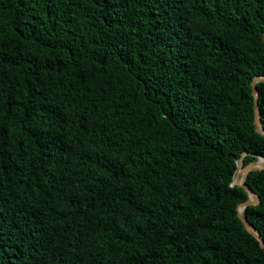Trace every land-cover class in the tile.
Segmentation results:
<instances>
[{
  "label": "trees",
  "instance_id": "obj_1",
  "mask_svg": "<svg viewBox=\"0 0 264 264\" xmlns=\"http://www.w3.org/2000/svg\"><path fill=\"white\" fill-rule=\"evenodd\" d=\"M263 35L264 0H0V264H264Z\"/></svg>",
  "mask_w": 264,
  "mask_h": 264
},
{
  "label": "water",
  "instance_id": "obj_2",
  "mask_svg": "<svg viewBox=\"0 0 264 264\" xmlns=\"http://www.w3.org/2000/svg\"><path fill=\"white\" fill-rule=\"evenodd\" d=\"M264 38V35H263ZM263 81L264 75H259L254 77L252 81L253 86V94L255 97V124L256 129L262 135H264V126L261 119L260 111H259V89L257 88V83ZM246 153H244L245 155ZM244 155L237 160V169L235 171L233 182L234 185L242 186L249 194V198L245 201L241 202L238 206V215L242 220L245 228L252 233L259 241L261 246L264 248V238L261 232L245 217L244 211L247 209L249 205H257L260 202L259 194L254 191L246 182L247 176L251 171L254 170H264V161L261 162V159H264V155H257V160L248 164H245Z\"/></svg>",
  "mask_w": 264,
  "mask_h": 264
},
{
  "label": "bare ground",
  "instance_id": "obj_3",
  "mask_svg": "<svg viewBox=\"0 0 264 264\" xmlns=\"http://www.w3.org/2000/svg\"><path fill=\"white\" fill-rule=\"evenodd\" d=\"M264 161V159H261V162H263Z\"/></svg>",
  "mask_w": 264,
  "mask_h": 264
}]
</instances>
